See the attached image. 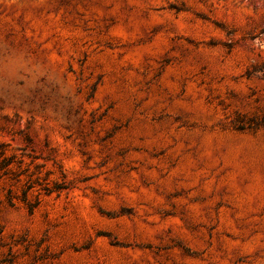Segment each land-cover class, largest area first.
<instances>
[{
	"label": "rangeland",
	"instance_id": "obj_1",
	"mask_svg": "<svg viewBox=\"0 0 264 264\" xmlns=\"http://www.w3.org/2000/svg\"><path fill=\"white\" fill-rule=\"evenodd\" d=\"M0 145V264H264V0H0Z\"/></svg>",
	"mask_w": 264,
	"mask_h": 264
},
{
	"label": "trees",
	"instance_id": "obj_2",
	"mask_svg": "<svg viewBox=\"0 0 264 264\" xmlns=\"http://www.w3.org/2000/svg\"><path fill=\"white\" fill-rule=\"evenodd\" d=\"M14 163L13 156H7L5 154L4 146L0 145V182L5 178H9L11 175H14V172L12 171V165ZM17 176L18 175H14V177ZM16 181L19 182V180ZM36 185L42 186V184L39 182V179L33 180L30 176H28V179L25 181V184L21 189V196L19 198L14 196L13 190L9 188L6 194V201L8 205H14V199H18L28 208L29 211H34V209L38 207L39 201L37 199L36 202L33 203L31 200H29V196L32 189H34ZM65 189L66 188L61 186V184H55L51 187H49L47 184V186H42L41 188L45 195H50L53 192L59 193Z\"/></svg>",
	"mask_w": 264,
	"mask_h": 264
}]
</instances>
